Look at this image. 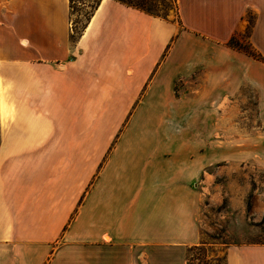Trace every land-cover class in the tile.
Masks as SVG:
<instances>
[{
  "label": "crops",
  "instance_id": "crops-1",
  "mask_svg": "<svg viewBox=\"0 0 264 264\" xmlns=\"http://www.w3.org/2000/svg\"><path fill=\"white\" fill-rule=\"evenodd\" d=\"M0 1L25 38L0 42V264H188L206 167L188 106L250 86L264 124V59L231 44L264 58V0H177V18L102 0L75 45L70 0ZM224 264H264V242Z\"/></svg>",
  "mask_w": 264,
  "mask_h": 264
},
{
  "label": "rangeland",
  "instance_id": "rangeland-1",
  "mask_svg": "<svg viewBox=\"0 0 264 264\" xmlns=\"http://www.w3.org/2000/svg\"><path fill=\"white\" fill-rule=\"evenodd\" d=\"M96 1L74 0L70 8L71 35L75 36L74 41L71 39L72 45L77 42ZM6 4L0 1V42L15 39L23 45V36L13 38L12 28L17 18ZM145 7H152L166 17H178L175 0H147ZM36 19L32 18V24ZM26 35H33L29 26ZM0 45L3 113L6 106L1 98L4 62L1 57L5 50ZM203 83L204 75H197L178 84V89L197 96ZM211 97H194L198 100L196 104L193 102L194 106H188L184 134L188 143L201 137V145L197 142L192 154L202 158L206 166L198 182V186L204 187L202 243L195 245L200 249L188 248L190 264H224L227 245L264 242V124L258 118L255 93L250 86H244L236 96H219L213 101Z\"/></svg>",
  "mask_w": 264,
  "mask_h": 264
},
{
  "label": "trees",
  "instance_id": "trees-1",
  "mask_svg": "<svg viewBox=\"0 0 264 264\" xmlns=\"http://www.w3.org/2000/svg\"><path fill=\"white\" fill-rule=\"evenodd\" d=\"M102 0H97L96 3L94 4L93 6V11L92 13L90 14V16L88 17L87 19V22L86 24L84 25L82 31L78 34V37H80L82 35V33L84 32V30L87 28L92 16L94 15V12L96 11V9L99 7L100 3H101ZM123 3H125L126 5H129V6H134V7H137L139 9H142L150 14H153V15H158V16H164L163 14L159 13V12H155L153 11V8L152 7H145L146 5V1L147 0H119ZM74 0H70V8L73 4ZM176 2V6H177V10H178V5H177V0H175ZM71 8V9H72ZM71 39L74 41L75 39V36L74 34L71 35ZM79 39V38H78ZM232 45H234L235 47H237L238 49H242L243 51H245L246 53L258 58V59H264L257 51H255L252 46H250L249 44H240L239 42H236L234 40H232L231 42ZM194 248H199V246H194ZM188 264H190L189 262V259H188Z\"/></svg>",
  "mask_w": 264,
  "mask_h": 264
},
{
  "label": "bare ground",
  "instance_id": "bare-ground-1",
  "mask_svg": "<svg viewBox=\"0 0 264 264\" xmlns=\"http://www.w3.org/2000/svg\"><path fill=\"white\" fill-rule=\"evenodd\" d=\"M3 108V107H2Z\"/></svg>",
  "mask_w": 264,
  "mask_h": 264
}]
</instances>
